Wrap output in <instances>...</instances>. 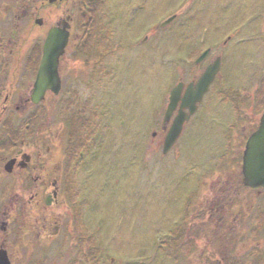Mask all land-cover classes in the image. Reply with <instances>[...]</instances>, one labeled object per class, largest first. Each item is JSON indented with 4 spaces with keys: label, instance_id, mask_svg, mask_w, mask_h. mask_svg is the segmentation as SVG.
Wrapping results in <instances>:
<instances>
[{
    "label": "flooded vegetation",
    "instance_id": "1",
    "mask_svg": "<svg viewBox=\"0 0 264 264\" xmlns=\"http://www.w3.org/2000/svg\"><path fill=\"white\" fill-rule=\"evenodd\" d=\"M159 1L0 0V248L7 251L12 264H42L45 258L39 261L36 251L44 250L60 239L64 244L71 240L72 230L64 229L67 216L64 211L68 202L65 198L61 200L62 190L70 193L72 184H82L77 182V174L83 171L84 163L81 161V166L78 165L77 155L83 156L85 149L91 152L98 147L96 142L88 144L87 137H92L89 133L91 127L94 131L93 126L98 125L94 122L103 118H89L90 112L99 114L101 108L113 109L120 92L132 89L128 62L131 57L145 58L146 61L152 58L154 29L167 31L174 25L177 27L176 39L171 38V41H176V54L171 55V59H167L165 54L162 59L163 62L178 63L177 69L163 71L162 83L169 91L176 87L179 94L177 106L167 119L164 115L170 95H162L165 97L160 124L164 138L178 112L189 111L190 106L186 103L192 99L199 100H196V112L185 124V132L191 133L196 124L207 121L205 119L216 110L212 95L215 88L225 95L220 106L225 105V109L233 111L225 129L229 137L227 149L219 151L208 165L211 168L209 173L217 175V181L210 184L212 195L206 199L197 198L194 190L188 196L189 201H182L187 206L186 210L191 211L194 220H199L201 215L211 217L221 208L225 211L233 203L238 204L236 197L242 200L250 191L259 197L263 192L264 189L253 191L245 186L243 174L246 142L257 129L264 111L263 93L254 95L256 90H249L246 96L243 94L250 107H254L251 101L256 98L257 109L253 114L246 107L248 101L234 106L232 76L226 74L227 70L222 72L224 54L212 46L199 51L205 38L201 44H193L197 45L193 53H184L183 25H178L183 14V1ZM163 9H172V12L163 17ZM171 15H175V19L167 26L159 27ZM54 27L64 28L68 37L58 65L61 87L59 92L46 89L42 100L36 102L35 85L43 47ZM227 43L223 42V45ZM205 51L208 53L204 55ZM195 52L199 53L190 60ZM218 60L221 62L220 70L206 92L198 96L196 87L199 80ZM224 74L225 82L222 81ZM144 76L146 81L140 84H144L147 91L151 89L150 71H144ZM41 105L67 111L68 118L63 127L57 128L54 124L38 127L41 119L35 112L24 117V111L40 109ZM30 129L36 139L34 142L26 139ZM61 149L66 150L62 158L58 154ZM48 153L53 158L48 159ZM40 162L49 165L42 167ZM199 181L193 187L197 185L200 188ZM47 189L49 193H46ZM61 205L63 212H58ZM81 205L73 201L75 213L79 214L77 208ZM242 205L240 202L241 210ZM210 252L211 249L202 252L206 256L202 264H215L211 261ZM200 258L194 256L196 261H178L175 264H199Z\"/></svg>",
    "mask_w": 264,
    "mask_h": 264
},
{
    "label": "rangeland",
    "instance_id": "2",
    "mask_svg": "<svg viewBox=\"0 0 264 264\" xmlns=\"http://www.w3.org/2000/svg\"><path fill=\"white\" fill-rule=\"evenodd\" d=\"M179 1H183L178 25H183L184 42H198L202 36L223 41L231 35L226 53L223 47L216 48L225 54L224 70L232 76L236 99L246 96L249 90H256L254 95L262 92L264 99V0ZM165 10L163 17L172 12ZM176 34L175 25L167 31L154 29L152 58L146 61L131 57L128 62L135 89L121 91L113 109L101 108L99 114L90 112L89 118H103L94 122L98 125L94 131L91 127L92 137H87L88 144L96 142L98 147L91 152L85 149L83 156L77 155L78 165L84 163L83 171L76 173L77 182L82 184H72L70 193L62 190L61 200L68 202L64 229L72 230V238L65 244L60 239L36 251L39 261L45 258L42 264H175L196 261L194 256L201 257L198 262L202 264L206 257L202 252L210 249L215 264H264V190L259 197L251 191L242 200L236 197L238 204L212 213L215 217L201 215L199 220H194L182 202L189 201L194 190L197 198L210 197V184L217 181V175L209 173L208 165L219 151L227 149L229 137L225 129L233 116L232 110L220 106L224 99L219 89L215 88L212 94L215 116L196 124L167 155L162 152L163 134L152 137L154 130L160 132L164 111L162 95L166 90L160 76L164 70L177 69L178 63L162 60L165 54L167 59L176 54V41H171ZM144 71H151V89L147 93L140 85L146 81ZM224 78L225 74L223 82ZM255 100L251 101L254 107H250L245 97L250 114L256 112ZM41 106L42 109L24 111V117L35 112L41 119L38 127H63L67 111ZM28 132L26 139L34 142V133H30L31 129ZM61 150L60 158L66 155V150ZM47 155L48 159L53 158ZM196 181L201 183L200 188L193 187ZM49 192L47 189L46 193ZM72 199L82 204L77 208L81 216L75 213ZM61 206L58 212H63ZM203 221L210 224L203 225Z\"/></svg>",
    "mask_w": 264,
    "mask_h": 264
},
{
    "label": "water",
    "instance_id": "3",
    "mask_svg": "<svg viewBox=\"0 0 264 264\" xmlns=\"http://www.w3.org/2000/svg\"><path fill=\"white\" fill-rule=\"evenodd\" d=\"M67 32L63 28H52L44 46L42 64L37 78L35 93L42 96L43 92L50 88L58 92L60 88V79L58 74L59 57L64 52L67 44ZM216 67H210L202 77L198 86V94L205 91L206 86L212 80ZM178 101L177 90L171 92L170 104L166 112L169 117ZM195 99L188 101L193 104ZM194 107L190 112H193ZM188 116L179 113L171 126L166 139L164 151L167 152L183 132L184 124ZM244 182L253 189L264 187V113L260 119V125L247 141L244 153ZM0 264H10L6 251L0 250Z\"/></svg>",
    "mask_w": 264,
    "mask_h": 264
}]
</instances>
